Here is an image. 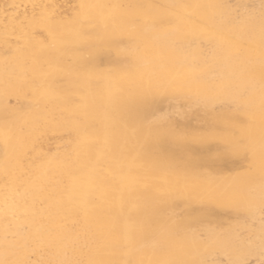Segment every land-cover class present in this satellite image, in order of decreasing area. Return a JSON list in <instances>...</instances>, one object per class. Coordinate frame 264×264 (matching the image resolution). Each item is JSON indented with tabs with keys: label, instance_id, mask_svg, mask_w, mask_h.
<instances>
[{
	"label": "rangeland",
	"instance_id": "obj_1",
	"mask_svg": "<svg viewBox=\"0 0 264 264\" xmlns=\"http://www.w3.org/2000/svg\"><path fill=\"white\" fill-rule=\"evenodd\" d=\"M71 6L72 3L67 2L64 9ZM88 10L86 20H58L53 22L50 26L51 42L36 48L26 46L30 53L28 56L30 64L35 62L39 66L38 77L42 81L39 80V82L49 88V96L44 99L41 95H37L36 99L28 100L17 86L6 88L8 94L0 100V178L8 179L11 176L14 182L23 185V187L27 188L30 185L31 174L28 175V173L20 171L15 161L20 154L19 148L22 144L20 135L25 133L31 124H41L48 119V112H51L48 111V108L51 105H62L67 110H74L78 107H93V95L96 91L104 84L110 83L113 77H127V79L132 80L129 95L135 98L133 106L135 117L132 121L135 132L129 130L121 119L114 120L107 117L106 107H97L98 115L89 118L92 122L88 119L84 122L86 130L84 158L88 162L82 169V173L89 182L83 185L77 184V189L68 192L65 201L62 199L60 201L59 197L55 195L56 191L59 190L57 188L59 181L54 177L52 184L48 185L50 189L41 195L42 199L33 201L36 213H47L45 208L47 198L45 197L48 194L54 215L52 214L53 219L50 218L51 221H47V225L57 229L54 236H61L64 233L69 235V238L77 230L75 224L78 219L92 220L95 224L93 228L95 232L77 233L80 237L83 236L86 241L81 249H90L92 253L94 250L93 254L98 253L97 255L104 256V263L106 264H112L115 260H121L122 264H156V262L163 264L166 259H168L169 264H229V262L231 264H264V199L262 197L264 196V0H207L201 5L197 0H92ZM144 20L152 22H144ZM38 22L36 21V23ZM239 27L244 31L241 35L234 32V29ZM160 31H162L161 34ZM140 43H146L152 47L157 43H164L166 50L163 53L150 56V59H143L137 52V45ZM16 54H18L17 50L1 37L0 86L4 85L1 82L2 73L4 74V71L17 61ZM109 62H112L114 66ZM88 65L90 66L88 67ZM21 66L22 71L26 72L28 76L31 68L25 63H22ZM140 72L147 74L150 84L164 100V102L161 101L162 104L154 102L150 95L144 91H137L133 78ZM185 73L193 77L191 83L183 82L184 75L181 74ZM180 76L183 77L179 79ZM30 81L31 84L34 83L33 80L26 82L30 83ZM176 99L181 103L187 102L186 104L191 106V113L194 115L192 119H182L181 121L176 114L166 110L165 104ZM159 105L162 106L159 107ZM162 110L163 112H161ZM148 112L151 114L149 115ZM204 112L205 118H201ZM146 113L150 118L146 116ZM251 113L253 114L251 115ZM15 118L17 122H15ZM156 120L157 124H155ZM209 122L211 126L208 127L207 123ZM100 125L106 126L103 135L98 133ZM152 127H154V133L157 137L156 145L150 142L148 135ZM231 133L233 134L231 135ZM125 136L132 143L133 149L123 154L121 143ZM171 139L172 141H170ZM194 139L199 141L196 143ZM178 144L180 147L177 146ZM175 150L180 153L175 152ZM153 151L154 153H152ZM167 152L171 153L167 154ZM174 153L176 154L174 155ZM99 163L102 164L101 167ZM207 163L208 165H206ZM208 167L211 168L208 169ZM247 170L249 171L247 172ZM236 176L237 178H235ZM255 179L257 180L255 181ZM226 185L228 187H225ZM125 189L126 191H124ZM50 193L52 196L49 195ZM178 197L183 200H179ZM223 198L227 201L225 202ZM171 202L173 203L171 204ZM166 204L169 209L166 208ZM65 207L67 210L69 208L71 210L67 211ZM101 209L102 211H100ZM153 209L154 212H152ZM81 213L83 214L81 215ZM233 213L238 216L234 217ZM119 215L121 216L119 217ZM159 215L163 218L161 219ZM98 216L100 217L98 218ZM166 216L171 219L168 220ZM199 219L200 221H198ZM150 222L152 223L150 224ZM248 223H250L249 225L252 224V227L248 226ZM199 228L200 231H198ZM236 228L240 229L237 230ZM160 229L161 232H159ZM191 230L194 232L192 233ZM204 231L206 232L204 233ZM183 233L186 236H183ZM94 234H98L100 237L104 235V242H94L92 238ZM54 236L51 237L52 240L50 239L53 243H55ZM150 239L152 240L150 241ZM239 239H242L241 244ZM42 243L44 242L39 243V246ZM152 244L153 246H151ZM95 245L96 247H94ZM103 246L107 247L102 248ZM29 247L30 245L23 241L18 249L11 254ZM57 253L56 251L52 253V257H57ZM24 256L29 264L40 261L39 258L31 256V253L23 254L22 258ZM75 258L78 259L71 257V261L68 260L66 263L76 264Z\"/></svg>",
	"mask_w": 264,
	"mask_h": 264
},
{
	"label": "bare ground",
	"instance_id": "obj_2",
	"mask_svg": "<svg viewBox=\"0 0 264 264\" xmlns=\"http://www.w3.org/2000/svg\"><path fill=\"white\" fill-rule=\"evenodd\" d=\"M92 0H0V38L3 37L5 39V42L7 44H10L12 47H14L18 54H16L17 61L13 65H9L7 70H5L4 74L2 73L1 76V82L4 84L0 86V100L4 99L6 97L7 89L11 86H17L21 92L24 94V96L28 100H34L36 99L37 95H41L42 98L46 99L49 96V88L40 83L42 82L39 79V66L33 62L34 64H30V61L28 59V56L30 55L29 51L27 50L26 46H31L32 48L39 47V45L45 44L47 42H51L52 40V32L50 30V26L53 22H56L58 20H86L88 18V8L90 6ZM198 3L201 5L205 3L207 0H197ZM67 2H71L72 6L68 9H64ZM156 17V16H155ZM188 17V16H187ZM190 18V16H189ZM194 19V18H193ZM151 20V19H150ZM148 20V21H150ZM36 21H39L36 23ZM143 21V20H142ZM145 21L144 22H148ZM161 21V20H160ZM193 21V20H192ZM152 22V21H150ZM162 22V21H161ZM91 23V22H90ZM80 25V24H79ZM93 25V24H92ZM68 26V25H67ZM188 27V26H187ZM100 28V27H99ZM115 28V27H114ZM171 28V27H170ZM174 28V27H173ZM184 28V27H183ZM182 28V29H183ZM181 29V28H179ZM89 31V30H88ZM185 31V30H184ZM183 31V32H184ZM162 31L159 33L161 34ZM234 32L237 34H243L244 31L239 28H235ZM78 34V33H76ZM88 34V33H86ZM168 35V34H167ZM169 39V37H167ZM233 38V37H232ZM234 39V38H233ZM132 40V39H131ZM66 41V40H65ZM122 41V40H121ZM126 41V40H125ZM124 41V42H125ZM53 42V41H52ZM57 42V41H56ZM80 42V41H79ZM131 42V41H130ZM106 43V42H104ZM128 43V42H127ZM214 43V42H213ZM56 44V43H55ZM61 44V43H59ZM123 44V41H122ZM126 44V42H125ZM64 45V44H63ZM114 45V44H113ZM112 45V46H113ZM116 45V44H115ZM121 45V43H120ZM75 46V45H74ZM101 46V45H100ZM109 46V45H108ZM180 46V45H179ZM197 46V45H196ZM60 47V46H59ZM116 47V46H114ZM118 47V46H117ZM121 47V46H120ZM109 48V47H108ZM180 48V47H179ZM113 49V48H112ZM126 49V48H125ZM198 49V48H196ZM37 50V49H36ZM76 50V49H75ZM123 50V49H122ZM166 50V45L164 43H157L156 45L149 46L146 43H140L137 45V52L143 59L149 58L152 55H156L158 53H163ZM181 50V49H180ZM183 50V48H182ZM31 51V50H30ZM73 51V50H71ZM85 51V50H84ZM126 51V50H124ZM128 51V50H127ZM33 52V51H31ZM37 52V51H36ZM121 52V51H120ZM60 54V53H59ZM98 54V53H97ZM110 55V53H108ZM14 56V55H13ZM12 56V57H13ZM111 56V55H110ZM11 57V58H12ZM86 57V56H85ZM103 57V56H102ZM101 57V58H102ZM14 58V57H13ZM95 58V57H94ZM156 58V57H155ZM59 59V58H58ZM100 59V58H99ZM108 59V57H107ZM123 59V58H122ZM152 59V58H151ZM14 60V59H13ZM104 60V59H102ZM106 60V59H105ZM121 60V59H119ZM113 61V60H112ZM77 62V61H76ZM80 62V61H79ZM85 62V61H84ZM9 63V62H8ZM13 63V62H12ZM22 63H25L27 66L31 68L29 70L28 76L26 75V72L22 71ZM93 64V62H91ZM99 63V62H98ZM104 63V62H103ZM110 63V62H109ZM123 63V61H122ZM80 64V63H79ZM88 64V63H87ZM106 64V63H105ZM113 64L112 62L110 63ZM109 64V65H110ZM126 64V63H125ZM165 64V63H163ZM168 64V63H167ZM25 66V68L27 67ZM72 66V65H71ZM76 66V65H75ZM90 65H88L89 67ZM114 66V64H113ZM122 66V65H121ZM111 67V66H110ZM126 67V66H125ZM28 68V67H27ZM122 68V67H121ZM50 69V67H49ZM94 69V67H93ZM130 69V67H129ZM128 69V70H129ZM187 72V71H186ZM184 73V72H183ZM184 75L183 82L185 83H191L192 78L190 75L181 74ZM204 75V74H203ZM173 76V75H172ZM176 76V75H175ZM193 76V75H192ZM219 76V75H218ZM181 76L179 77L182 78ZM147 74L145 72L137 73L134 76L135 85L137 86V91L141 92L144 91L145 93L149 94L150 97L153 99L154 102H159L162 104L161 101L164 102L163 99H161V96L154 90L153 86L150 84L149 80L147 79ZM171 78V77H170ZM67 79V78H65ZM33 80V84L27 83L26 81ZM40 80V82H39ZM163 80V79H162ZM178 80V79H177ZM45 81V80H44ZM194 81V80H193ZM65 82V81H64ZM44 83V82H43ZM67 83V82H66ZM1 84V83H0ZM68 84V83H67ZM66 84V85H67ZM101 85V84H100ZM196 85H198L196 83ZM73 86V85H72ZM132 86V80L126 78H120V77H113L110 83L104 84L98 91L94 93L93 98V107L90 108H82L78 107L74 110H67L62 105H51L50 108H48V119L44 120L41 124H31L25 133L20 135V138L22 139V144L19 148V155L16 157L15 161L17 162L18 169L24 173L31 174L30 179V185L26 188L23 187V185L18 184L17 182H14L13 178L11 179V176L8 177V179L0 178V264H29L27 262L28 260L22 258L23 254L25 253H31V256H34L36 258H39L40 261L35 264H68V260H70L71 257H77V263L76 264H106L104 263V256L97 255L98 253H93L90 249H81V246L86 242L85 238L83 236H79V232L81 233H90L95 232L94 231V222L92 220H84V218L78 219L75 224V234H71L72 236L69 238L66 234L63 233L61 236L57 235L54 236L55 231L57 229L52 228L47 225V221L50 220V218L53 219V207L52 204H50V199L47 194L46 203V214L43 213H36L34 210L33 201L37 199H42L41 195L45 193L46 190L50 189L48 185L52 184V179L55 177L58 179L59 184H57V188L59 190L56 191L55 195L59 197L60 201L66 200V196L68 195V192H73L77 189V184H87L88 178L82 173V169L84 168L85 164L88 162L84 158L85 154V143H86V130L84 122L85 120H89L90 117H94L98 115L97 107L104 106L106 107L105 113L107 117L119 120L121 119L123 124L128 127L129 130H131L133 133L135 132L133 129V118L135 117V111L133 109L135 98L131 97L129 95V92L131 91ZM185 86H187L185 84ZM184 86V87H185ZM195 86V85H194ZM183 87V86H182ZM198 87V86H197ZM204 87V86H203ZM8 88V89H9ZM200 88V87H199ZM186 89V88H184ZM188 89V88H187ZM191 90V89H190ZM178 91V90H177ZM185 91V90H184ZM195 93V90L193 91ZM192 92V93H193ZM188 98V97H187ZM27 100V101H28ZM168 100V99H167ZM1 102V101H0ZM26 102V101H25ZM151 102V101H150ZM167 102V101H166ZM169 102V101H168ZM166 103L165 107L167 111H171L174 114H176L180 120H189L194 117L191 113V106L186 103L178 102L177 99L172 101L171 103ZM193 102V101H192ZM147 103V102H146ZM150 104V103H149ZM31 105V104H30ZM162 105H159V107ZM195 106V105H194ZM198 106V105H197ZM200 106V105H199ZM21 107V106H20ZM38 107V106H37ZM152 107V106H151ZM158 107V108H159ZM206 107V106H205ZM211 108V105L209 106ZM146 108V107H145ZM163 108V107H162ZM25 110V109H24ZM148 110V109H147ZM160 110V108H159ZM164 110V109H163ZM163 110L161 112H163ZM202 110V109H201ZM200 110V111H201ZM6 111V110H5ZM149 111V110H148ZM151 111V110H150ZM155 111V110H154ZM165 111V110H164ZM193 111V110H192ZM207 111H209L207 109ZM252 111V110H251ZM259 111V110H258ZM152 112V111H151ZM151 112L148 114L150 115ZM203 112V111H202ZM206 112V111H205ZM205 112L202 113L203 116L201 118H205ZM248 112V111H247ZM142 113V112H141ZM166 113V112H165ZM164 113V114H165ZM1 114V113H0ZM147 114V113H146ZM148 114L146 116H148ZM155 114V113H153ZM152 114V115H153ZM212 114V113H211ZM253 113H251L252 115ZM7 115V114H5ZM18 115V114H17ZM16 115V116H17ZM158 115V113H157ZM156 115V116H157ZM197 115V114H195ZM210 115V114H209ZM220 115V114H219ZM246 115V114H245ZM250 115V114H249ZM262 115V114H261ZM145 116V117H146ZM198 116V115H197ZM222 116V115H221ZM244 116V115H243ZM7 117V116H6ZM5 117V118H6ZM149 117V116H148ZM155 118V116H152ZM167 117V116H165ZM177 117V118H178ZM214 117V116H213ZM216 117V116H215ZM248 117V116H247ZM150 118V117H149ZM153 118V119H154ZM162 118V117H161ZM219 118V117H218ZM242 118V116H241ZM12 119V118H11ZM148 118H146L147 120ZM168 119V118H167ZM166 119V120H167ZM211 119V117H210ZM221 119V118H220ZM219 119V121H220ZM244 119V118H243ZM3 120V119H2ZM1 120V121H2ZM16 120V118H15ZM31 120V119H30ZM87 120V121H88ZM202 122L203 119H201ZM207 120V118H206ZM216 120V118H215ZM5 121V120H3ZM11 121V120H9ZM20 121V120H19ZM90 121V120H89ZM94 121V120H93ZM143 121V120H142ZM148 121V120H147ZM151 121V120H150ZM165 121V120H163ZM193 121V120H191ZM200 121V120H199ZM211 121V120H210ZM214 121V119H213ZM8 122V121H6ZM17 122V120L15 121ZM30 122V121H29ZM92 122V121H90ZM149 122V121H148ZM154 122V121H153ZM170 122V121H169ZM168 122V123H169ZM187 122V121H186ZM207 122V121H206ZM217 122V121H216ZM248 122V121H247ZM22 123V122H20ZM89 123V122H88ZM145 123V121H144ZM164 123V122H162ZM166 123V121H165ZM190 123V122H189ZM200 123V122H199ZM215 123V122H214ZM220 123V122H219ZM18 124V123H17ZM96 124V122H95ZM93 124V125H95ZM148 124V123H147ZM157 124V120L156 123ZM187 124V123H186ZM206 124V123H205ZM243 124V123H242ZM246 124V123H245ZM165 125V124H164ZM170 125V124H169ZM194 125V124H193ZM197 124H195L196 126ZM200 125V124H199ZM208 127L211 126L210 122L207 123ZM249 125V124H247ZM246 125V126H247ZM252 125V124H250ZM1 126V125H0ZM20 126V125H19ZM167 126V125H165ZM194 126V127H195ZM204 126V125H203ZM215 126V124H214ZM224 126V125H223ZM227 126V125H226ZM161 127V126H160ZM169 127V126H168ZM178 127V126H177ZM181 127V126H180ZM197 127V126H196ZM10 128V127H9ZM106 126L100 125L98 127V133L104 134ZM173 128V127H172ZM171 128V129H172ZM207 128V127H206ZM224 128V127H223ZM227 128V127H226ZM262 128V127H261ZM11 129V128H10ZM88 129V127H87ZM178 129V128H176ZM203 129V127H202ZM237 129V128H236ZM235 129V130H236ZM241 129V128H240ZM192 130V129H191ZM198 130V129H197ZM200 130V129H199ZM211 130V129H209ZM261 130V129H260ZM179 131V129H178ZM168 132V131H167ZM176 132V131H175ZM188 132V131H187ZM195 132V131H193ZM209 132V131H208ZM214 132V131H212ZM229 132V131H228ZM90 133V132H89ZM93 133V132H92ZM178 133V132H177ZM227 133V132H226ZM230 133V132H229ZM238 133V132H237ZM196 134V133H195ZM215 134V133H214ZM233 133H231L232 135ZM150 142L154 145L157 144V137L154 133V127L150 129L148 132ZM170 135V134H169ZM173 135V134H172ZM175 135V134H174ZM200 135V134H199ZM203 135V134H202ZM229 135V134H228ZM239 136V133H238ZM255 136V135H254ZM172 137V136H171ZM169 137V138H171ZM178 137V136H177ZM191 138V136H189ZM193 137V136H192ZM241 137V136H240ZM257 137V136H256ZM195 138V137H194ZM213 138V137H212ZM261 138V137H260ZM160 139V138H159ZM199 139V138H198ZM258 139V138H257ZM264 139V137H263ZM262 139V140H263ZM180 140V139H179ZM169 141V140H168ZM172 141V139L170 140ZM199 141V140H198ZM197 140L194 142H198ZM242 141V140H241ZM244 141V140H243ZM264 141V140H263ZM159 142V141H158ZM204 142V141H203ZM201 142V143H203ZM166 143V142H165ZM176 143V142H174ZM179 143V142H178ZM187 143V142H186ZM185 143V144H186ZM189 143V142H188ZM213 143V142H212ZM216 143V142H215ZM227 143V142H226ZM246 143V142H245ZM250 143V142H249ZM148 144V143H147ZM169 144V143H168ZM207 144V143H206ZM241 144V143H240ZM153 145V146H154ZM172 145V144H171ZM182 145V143H181ZM187 145V144H186ZM214 145V143H213ZM242 145V144H241ZM162 146V144H161ZM164 146V145H163ZM173 146V145H172ZM180 147V145H177ZM206 146V145H205ZM210 146H212L210 144ZM237 146V145H236ZM245 146V145H244ZM259 147V146H258ZM264 147V145H263ZM159 148V147H158ZM162 148V147H161ZM165 148V147H164ZM172 148V147H170ZM241 148V147H240ZM133 149L132 143L125 137L122 139L121 143V152L124 154L125 152H130ZM154 149V148H153ZM160 149V148H159ZM158 149V150H159ZM249 149V148H246ZM163 150V149H161ZM250 150V149H249ZM264 150V149H263ZM155 151V150H154ZM154 151L152 153H154ZM171 151V150H169ZM177 150H175L176 152ZM207 151V150H206ZM255 151V149H254ZM178 152V151H177ZM208 152V151H207ZM214 152V151H213ZM151 153V154H152ZM161 153V152H160ZM163 153V152H162ZM171 153V152H167ZM180 153V152H178ZM217 153V152H216ZM231 153V152H229ZM234 153V152H233ZM18 154V153H17ZM150 154V155H151ZM176 153H174L175 155ZM218 154V153H217ZM250 154V153H248ZM160 155V154H159ZM158 155V156H159ZM164 155V154H163ZM191 155V154H188ZM231 155V154H230ZM234 156V155H231ZM236 155V154H235ZM243 156L245 154H242ZM241 155V156H242ZM7 156V155H6ZM157 156V155H156ZM162 156V155H160ZM193 156V155H192ZM242 156V157H243ZM251 156L252 153H251ZM2 157V156H1ZM8 157V156H7ZM166 157V156H165ZM175 157V156H174ZM173 157V158H174ZM188 157V156H187ZM191 157V156H190ZM218 157V156H217ZM237 157V155L235 156ZM249 157V156H248ZM169 158V157H168ZM212 158V157H211ZM234 158V157H233ZM244 158V157H243ZM164 160V158H162ZM160 159V160H162ZM227 159V158H226ZM239 159V158H238ZM242 159V158H241ZM209 160V159H208ZM212 160V159H210ZM237 160V159H236ZM177 161V160H176ZM229 161V160H228ZM246 161V160H245ZM244 161V162H245ZM250 161V160H249ZM103 162V161H102ZM209 162V161H208ZM242 162V161H241ZM249 163V162H248ZM89 164V163H88ZM111 164V163H110ZM210 164H212L210 162ZM244 165V163H242ZM87 165V164H86ZM100 165V163H99ZM102 165V164H101ZM100 165V167H101ZM104 165V163H103ZM106 165V164H105ZM109 165V163H108ZM107 165V166H108ZM205 165V164H204ZM208 165V163L206 164ZM215 165V164H213ZM248 165V164H247ZM161 166V164H160ZM211 166V165H210ZM239 166H241L239 164ZM238 166V167H239ZM99 167V166H98ZM99 167V169H101ZM109 167V166H108ZM114 167V166H113ZM204 167V166H203ZM250 167V166H249ZM248 167V168H249ZM110 168V167H109ZM108 168V169H109ZM115 168V167H114ZM197 168V167H196ZM211 167H208L210 169ZM247 168V169H248ZM119 169V168H116ZM242 169V168H241ZM95 170V169H94ZM206 170V169H205ZM204 170V171H205ZM236 170V168H235ZM111 171V170H110ZM125 171V170H124ZM207 171V170H206ZM209 171V170H208ZM213 171V169H212ZM234 171V170H233ZM249 170H247L248 172ZM253 171V170H252ZM263 171V170H262ZM106 172V171H105ZM103 172V173H105ZM194 172V171H193ZM242 172V171H240ZM109 173V172H108ZM203 173V172H202ZM205 173V172H204ZM215 173V172H213ZM256 173V172H255ZM236 173L234 172V175ZM238 174V172H237ZM16 175V173H15ZM200 175V174H199ZM205 175V174H203ZM210 175V174H209ZM242 175V174H241ZM18 176V175H17ZM24 176V175H22ZM110 176V175H109ZM123 176V175H122ZM201 176V175H200ZM208 176V174H207ZM226 176V175H225ZM231 176V174H230ZM228 176V177H230ZM248 176V174H247ZM14 177V175H13ZM118 177V176H116ZM203 177V176H202ZM209 177V176H208ZM234 177V176H233ZM17 178V177H16ZM21 178V177H19ZM25 178V177H23ZM97 178V177H96ZM115 178V177H114ZM225 178V177H224ZM232 178V176H231ZM237 178V176L235 177ZM245 178V177H244ZM254 178V177H253ZM197 179V178H195ZM204 179V178H203ZM212 179V178H211ZM239 179V178H238ZM242 179V178H241ZM23 180V179H22ZM55 180V179H54ZM101 180V179H100ZM247 180V179H246ZM257 179H255L256 181ZM261 180V178H260ZM152 181V180H151ZM178 181V180H176ZM220 181V180H219ZM239 181V180H238ZM245 181V180H244ZM243 181V182H244ZM248 181V180H247ZM264 181V180H263ZM19 182V181H18ZM27 182V181H26ZM123 182V181H122ZM121 182V183H122ZM174 182V181H173ZM214 182V181H213ZM254 182V181H253ZM110 183V182H109ZM130 183V182H129ZM204 183V182H203ZM211 183V182H209ZM219 183V182H218ZM224 183V182H223ZM228 183V182H226ZM245 183V182H244ZM243 183V184H244ZM261 183V182H258ZM220 184V183H219ZM232 184V183H231ZM263 184V183H262ZM115 185V184H114ZM209 185V184H208ZM229 185V184H228ZM226 185L225 187H228ZM81 186V185H80ZM162 186V185H161ZM224 186V185H223ZM241 186V185H240ZM254 186V185H253ZM256 186V185H255ZM264 186V185H263ZM94 187V186H93ZM115 187V186H114ZM203 187V186H202ZM63 188V189H62ZM82 188V187H81ZM86 188V187H85ZM84 188V190H85ZM96 188V187H95ZM87 189V188H86ZM93 189V188H92ZM104 189V188H102ZM129 189V188H128ZM222 189V187H221ZM236 189V188H235ZM252 189V188H251ZM262 189V188H261ZM105 190V189H104ZM226 190V189H225ZM232 190V189H231ZM255 191V189H252ZM251 190V191H252ZM89 191V190H86ZM117 191V190H116ZM126 191V189L124 190ZM136 191V190H135ZM192 191V190H191ZM104 192V191H103ZM147 192V191H145ZM171 192V191H170ZM95 193V192H93ZM90 194V193H89ZM126 194V193H125ZM179 194V193H176ZM181 194V193H180ZM259 194V193H257ZM49 195L52 196L50 193ZM81 195V194H80ZM86 195V194H85ZM202 195V194H201ZM215 195V194H214ZM71 196V194H70ZM84 196V195H81ZM80 196V198H81ZM91 196V195H90ZM89 196V197H90ZM95 196V195H94ZM159 196V195H158ZM177 196V195H176ZM43 197V196H42ZM97 197V196H96ZM95 197V198H96ZM162 197V196H161ZM199 197V196H198ZM226 197V195H225ZM264 199V196H262ZM69 198V197H68ZM75 198V196H74ZM83 198V197H82ZM85 198V197H84ZM91 198V197H90ZM89 198V199H90ZM99 198V196L97 197ZM104 198V197H102ZM116 198V197H115ZM121 198V197H120ZM156 198V197H155ZM158 198V197H157ZM170 198V197H169ZM179 198V197H178ZM227 198V197H226ZM230 198V197H228ZM58 199V198H57ZM129 199V198H128ZM182 199L181 197L179 200ZM224 199V198H223ZM71 200V199H70ZM69 200V201H70ZM116 200V199H115ZM149 200V199H148ZM171 200V199H170ZM183 200V199H182ZM211 200V199H210ZM217 200V199H216ZM230 200V199H229ZM239 200V199H238ZM250 200V199H249ZM41 201V200H39ZM55 201V200H54ZM53 201V202H54ZM63 201V202H64ZM68 201V199H67ZM79 201V199H78ZM81 201V200H80ZM92 201V200H90ZM98 201V200H97ZM112 201V200H111ZM158 201V200H157ZM161 201V200H160ZM173 201V200H172ZM175 201V200H174ZM173 201V202H174ZM225 201V199H224ZM227 201V200H226ZM225 201V202H226ZM62 202V203H63ZM95 202V201H94ZM127 202V201H126ZM150 202V201H149ZM171 202V204L173 203ZM176 202V201H175ZM183 202V201H181ZM214 202V201H213ZM251 202V201H249ZM59 203V202H58ZM77 203V202H76ZM86 203V202H85ZM88 203V202H87ZM102 201L100 202V204ZM114 203V202H113ZM131 203V202H130ZM154 203V202H153ZM161 203V202H160ZM167 203V199H166ZM170 203V202H168ZM178 203V202H177ZM229 203V201H228ZM54 204V203H53ZM60 204V203H59ZM82 204V202H81ZM89 204V203H88ZM107 204V203H106ZM111 204V203H110ZM125 204V202H124ZM147 204V203H146ZM254 204V203H253ZM66 205V204H65ZM68 205V204H67ZM70 205V204H69ZM68 205V206H69ZM76 205V204H74ZM92 205V204H89ZM115 205V204H114ZM162 205V204H160ZM164 205V204H163ZM175 205V204H174ZM181 205V204H180ZM199 205V203H198ZM202 205V204H201ZM214 205V204H213ZM216 205V204H215ZM214 205V206H215ZM37 206H40L37 204ZM58 206V205H57ZM83 206V205H81ZM93 206V205H92ZM96 206V204H95ZM117 206V205H116ZM124 206V205H123ZM156 206V205H155ZM166 208L167 204L165 205ZM169 206V204H168ZM173 206V205H171ZM213 206V207H214ZM243 206V205H242ZM88 208V206H85ZM84 207V208H85ZM94 207V206H93ZM99 207V206H98ZM108 207V206H107ZM111 207V206H110ZM113 207V206H112ZM158 207V206H156ZM176 207V206H175ZM181 207V206H180ZM190 207V206H189ZM201 207V206H200ZM247 207V206H246ZM249 207V206H248ZM255 207V206H254ZM60 208V207H59ZM75 208V207H74ZM114 208V207H113ZM164 208V209H166ZM178 208V207H177ZM176 208V209H177ZM191 208V207H190ZM193 208V207H192ZM204 208V207H203ZM206 208V206H205ZM251 208V206H250ZM249 208V209H250ZM55 209V208H54ZM66 209V207H65ZM71 210V208H69ZM69 209L67 211H69ZM83 209V208H81ZM116 209V207H115ZM147 209V208H146ZM162 209V208H161ZM163 209V210H164ZM169 209V208H168ZM196 209V208H195ZM198 209V208H197ZM201 209V208H200ZM209 209V207H208ZM248 209V208H245ZM88 210V209H86ZM96 210V209H95ZM122 210V209H121ZM160 210V209H159ZM203 210V209H202ZM211 210V209H210ZM213 210V209H212ZM243 210V209H242ZM254 210V209H253ZM256 210V209H255ZM61 211V210H60ZM73 211V210H72ZM102 211V209L100 210ZM125 211V210H124ZM165 211V210H164ZM163 211V212H164ZM174 211V209H173ZM180 211V210H179ZM190 211V210H189ZM216 211V210H215ZM214 213L216 214V212ZM98 212V211H97ZM107 212H109L107 210ZM154 212V209L153 211ZM162 212V211H160ZM159 212V213H160ZM167 212V211H165ZM172 213V210L170 211ZM193 212V211H191ZM195 212V211H194ZM199 212V211H197ZM222 212V210H221ZM224 212V211H223ZM231 212H234L231 210ZM257 212V211H256ZM260 212V210H259ZM63 213V212H62ZM66 213V212H65ZM76 213V212H75ZM80 213V212H79ZM88 213V212H87ZM124 213V212H123ZM128 213V212H127ZM157 213V212H156ZM168 213V212H167ZM179 213V212H178ZM202 213V212H201ZM200 213V214H201ZM213 213V212H212ZM226 213V211H225ZM235 213V212H234ZM233 213V215H234ZM242 213V212H241ZM254 213V211H253ZM262 213V212H260ZM42 214V215H41ZM53 214V215H52ZM71 214V213H70ZM69 214V215H70ZM78 214V213H77ZM83 213H81L82 215ZM96 214V213H95ZM101 214V213H100ZM117 214V213H116ZM122 214V213H120ZM175 214V212H174ZM191 214V213H190ZM204 214V213H203ZM210 214V212H209ZM208 214V215H209ZM228 214V213H227ZM264 214V213H263ZM61 215V214H60ZM59 215V216H60ZM68 215V216H69ZM72 215V214H71ZM91 215V214H90ZM103 215V214H102ZM114 215V214H113ZM118 215V214H117ZM127 215V214H126ZM144 215V214H143ZM148 216V214H146ZM152 215V214H151ZM171 215V214H170ZM176 215V214H175ZM193 215V214H192ZM237 215V214H236ZM234 215V217L236 216ZM259 215V213H258ZM262 215V214H261ZM77 216V215H76ZM86 216V215H85ZM110 216V215H109ZM116 216V215H114ZM113 216V217H114ZM121 215H119L120 217ZM145 216V217H147ZM160 216V215H159ZM162 216L163 213H162ZM173 216V215H172ZM180 216V215H178ZM238 216V215H237ZM58 217V216H57ZM72 217V216H70ZM95 218V216H93ZM100 216H98L99 218ZM112 217V215H111ZM110 217V218H111ZM118 217V216H117ZM116 217V218H117ZM151 217V216H150ZM161 217V216H160ZM177 217V216H176ZM194 217V216H193ZM192 217V218H193ZM196 217V215H195ZM210 217V216H208ZM214 217V216H213ZM218 217V216H217ZM62 218V217H61ZM60 218V219H61ZM97 218V219H98ZM132 218V217H131ZM130 218V219H131ZM151 218H154L153 216ZM163 217H161L162 219ZM167 218V216H166ZM175 218V217H173ZM172 218V219H173ZM212 218V217H211ZM215 218V217H214ZM247 218V216H246ZM262 218V217H260ZM59 219V217L57 218ZM67 219V218H66ZM65 219V220H66ZM70 219V218H69ZM75 219V218H74ZM115 219V218H114ZM148 219V218H147ZM157 219V218H155ZM168 219V218H167ZM169 218L168 220H170ZM191 219V218H190ZM202 219V217H201ZM205 219V218H203ZM226 219V218H225ZM239 219V218H238ZM251 219V218H250ZM258 219V218H257ZM103 220V219H102ZM122 221L124 219H121ZM120 220V221H121ZM146 220V219H145ZM150 220V219H149ZM160 220V219H159ZM182 220V219H181ZM196 220V219H195ZM194 220V221H195ZM221 220V219H220ZM230 220V219H229ZM233 220V219H231ZM236 220V219H235ZM253 220V219H252ZM51 221V220H50ZM55 221V219H54ZM53 221V222H54ZM71 221V220H69ZM99 221V220H97ZM107 221V220H106ZM111 221V220H110ZM119 221V223H120ZM121 221V222H122ZM126 221V220H125ZM153 221V219H152ZM157 221V220H156ZM166 221V220H165ZM185 221V218H184ZM200 221V219L198 220ZM215 221V220H214ZM226 221V220H225ZM239 221V220H238ZM243 221V220H242ZM241 221V222H242ZM245 221V220H244ZM72 222V221H71ZM75 222V220H74ZM109 222V221H108ZM107 222V223H108ZM132 222V221H131ZM134 222V221H133ZM146 224V221H144ZM149 222V221H148ZM169 222V221H167ZM172 222V221H171ZM193 222V221H192ZM197 222V221H195ZM205 222V221H203ZM213 222V220H212ZM221 222V221H219ZM229 222V221H228ZM240 222V221H239ZM246 222V221H245ZM251 222V221H249ZM50 223V222H48ZM57 223V222H56ZM102 223V222H101ZM106 223V224H107ZM113 223V222H112ZM118 223V222H117ZM152 222H150L151 224ZM160 223V222H159ZM174 223V222H173ZM186 223V221H185ZM189 223V222H188ZM202 223V222H201ZM224 223V222H222ZM233 223V222H232ZM59 224V223H58ZM71 224V223H70ZM105 224V225H106ZM162 224V222H161ZM167 224V223H166ZM165 224V225H166ZM200 224V223H199ZM198 224V225H199ZM220 224V223H218ZM227 224V223H226ZM238 224V223H236ZM247 225L252 227V224ZM264 224V223H263ZM73 225V223H72ZM100 225V224H99ZM108 225V224H107ZM114 225V224H113ZM174 225V224H173ZM184 225V224H182ZM190 225V224H187ZM196 225V223H195ZM204 225V224H203ZM213 225V223H212ZM254 225V223H253ZM259 225V223H258ZM54 226V224H53ZM102 226V225H101ZM109 226V225H108ZM111 226V224H110ZM115 226V225H114ZM157 226V225H156ZM161 226V225H160ZM167 226V225H166ZM164 226V227H166ZM175 226V225H174ZM186 226V225H185ZM206 227V225H204ZM208 226V224H207ZM215 226V224H214ZM231 226V225H229ZM240 226V225H239ZM242 226V224H241ZM245 226V225H244ZM247 226V227H248ZM262 226V225H260ZM63 227V226H62ZM100 227V226H98ZM107 227V226H106ZM126 227V226H125ZM193 227V226H192ZM213 227V226H212ZM226 227V226H225ZM233 227V224H232ZM231 227V228H232ZM237 227V226H236ZM249 227V228H250ZM72 228V226H71ZM105 228V227H104ZM113 228V227H111ZM110 228V229H111ZM120 228V227H119ZM151 228V227H150ZM158 228V227H157ZM191 228V227H190ZM211 228V227H210ZM62 229V228H60ZM170 229V228H169ZM193 229V228H191ZM206 229V228H205ZM213 229V228H212ZM215 229V228H214ZM237 229V228H236ZM240 229V228H238ZM237 229V230H238ZM254 229V228H253ZM67 230V229H66ZM99 230V228H98ZM109 230V228H108ZM114 230V229H113ZM117 230V229H116ZM131 230V228H130ZM153 228L151 229V231ZM167 230V229H165ZM181 230V229H179ZM183 230V229H182ZM203 230V229H202ZM233 230V229H231ZM118 231V230H117ZM123 231V230H122ZM125 231V230H124ZM132 231V230H131ZM200 231V228L199 230ZM235 231V230H234ZM244 231V229H243ZM58 232V231H57ZM64 232V231H62ZM97 232V231H96ZM105 232V231H104ZM108 232V231H107ZM110 232V231H109ZM108 232V233H109ZM114 232V231H113ZM161 232V229L160 231ZM165 232V231H164ZM188 232V231H187ZM192 232V230H191ZM194 232V231H193ZM192 232V233H193ZM206 231H204L205 233ZM69 233V232H68ZM78 233V234H77ZM102 233V231H101ZM116 233V232H115ZM182 233V231H181ZM190 233V232H189ZM203 233V231H202ZM201 233V234H202ZM227 233V232H226ZM236 233V232H235ZM96 234V233H95ZM93 235V241L94 242H101L103 243L104 235L102 237L97 235ZM129 234V233H128ZM127 234V235H128ZM138 234V233H137ZM156 234V232H155ZM164 234V233H163ZM179 234V233H178ZM185 234L186 231H185ZM183 233V236L185 235ZM200 234V235H201ZM209 234V232H208ZM222 234V233H221ZM237 234V233H236ZM235 234V235H236ZM241 234V233H240ZM81 235V234H80ZM115 235V234H114ZM196 235V234H195ZM204 235V234H203ZM211 235V234H210ZM234 235V234H233ZM250 235V234H249ZM252 235V234H251ZM250 235V236H251ZM54 236V242L51 241V237ZM85 236V235H84ZM123 236V235H122ZM120 236V237H122ZM154 236V235H153ZM186 236V235H185ZM188 236V235H187ZM207 236V235H206ZM239 236V235H238ZM248 236V235H247ZM89 237V236H88ZM196 237V236H195ZM198 237V233H197ZM196 237V238H197ZM243 238V236H241ZM240 237V238H241ZM152 238V237H150ZM191 238V237H190ZM15 239V240H14ZM51 239V240H50ZM119 239V238H118ZM183 239V238H182ZM210 239V238H209ZM238 240V238H236ZM235 239V240H236ZM246 239V238H245ZM244 239V240H245ZM253 239V237H252ZM257 239V238H256ZM108 240V236H107ZM152 239H150L151 241ZM193 240V239H191ZM199 240V239H198ZM201 240V239H200ZM199 240V241H200ZM205 240V239H204ZM240 244L241 240L239 239ZM25 241L28 245H30L27 249H21L20 252L13 253L16 249H18V246L21 244V242ZM106 241V240H105ZM156 241V240H155ZM154 241V242H155ZM202 241V240H201ZM215 241V240H214ZM246 241V240H245ZM42 243V245L39 246V243ZM149 242V241H148ZM198 242V241H197ZM247 242V241H246ZM93 243V242H92ZM96 243V244H97ZM106 243V242H105ZM156 243V242H155ZM160 243V242H159ZM111 244V243H110ZM109 244V245H110ZM206 244V243H205ZM249 244V243H248ZM261 244V243H260ZM91 245V244H90ZM89 245V246H90ZM98 245V244H97ZM108 245V246H109ZM118 245V244H117ZM144 245V244H142ZM186 245V244H185ZM86 247V245H84ZM92 246V245H91ZM150 246V244H149ZM153 246V244L151 245ZM167 246V245H166ZM174 246V245H173ZM203 246V245H201ZM257 246H259L257 244ZM23 247V246H22ZM21 247V248H22ZM36 247V248H35ZM96 247V245L94 246ZM107 247L103 246L102 248ZM209 247V246H208ZM248 247V246H247ZM33 248H35L33 250ZM89 248V247H88ZM91 248V247H90ZM93 248V247H92ZM98 248V246H97ZM126 248V247H125ZM124 248V249H125ZM149 248V247H148ZM263 248V247H262ZM100 250V248H98ZM110 249V247H109ZM169 249H171L169 247ZM175 249V248H174ZM256 249V248H254ZM106 250V248H105ZM159 250V249H158ZM178 250V249H177ZM183 250V249H182ZM196 250V249H195ZM194 250V251H195ZM58 252V256L52 257V253ZM101 251V250H100ZM99 251V252H100ZM125 251V250H124ZM175 251V250H172ZM206 251V250H205ZM181 252V251H180ZM200 253V251H198ZM203 252V251H202ZM213 252V251H212ZM170 253V252H169ZM174 253V252H173ZM177 253V252H176ZM134 254V253H132ZM30 255V254H29ZM135 255V254H134ZM210 255V254H209ZM164 256V254H163ZM208 256V255H207ZM255 256V255H254ZM134 257V256H133ZM210 257V256H208ZM212 257V256H211ZM220 257V256H219ZM224 257V256H223ZM226 257V256H225ZM244 257V256H243ZM213 258V257H212ZM230 258V257H229ZM208 259V258H207ZM220 259V258H219ZM233 259V258H232ZM239 261L240 258L238 257ZM37 260V259H36ZM142 260V259H141ZM187 260V259H186ZM228 260V259H227ZM225 260V261H227ZM242 260V259H241ZM244 260V259H243ZM71 261V260H70ZM75 261V260H73ZM158 261V260H157ZM189 262V260H187ZM127 262V261H126ZM132 262V261H130ZM205 262V261H204ZM243 262V261H242ZM241 262V263H242ZM158 262H156L157 264ZM162 263V262H161ZM211 263V262H210ZM70 264V263H69ZM112 264H122L121 260H115L112 262ZM163 264H169L168 259L163 261ZM216 264V263H215ZM229 264H231L229 262ZM244 264V263H243Z\"/></svg>",
	"mask_w": 264,
	"mask_h": 264
}]
</instances>
